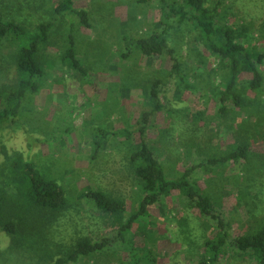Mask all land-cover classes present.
<instances>
[{
    "label": "rangeland",
    "instance_id": "rangeland-1",
    "mask_svg": "<svg viewBox=\"0 0 264 264\" xmlns=\"http://www.w3.org/2000/svg\"><path fill=\"white\" fill-rule=\"evenodd\" d=\"M59 1L0 0L3 20L29 33L39 23L52 24L40 53L45 74L38 91L23 99L15 121L0 126V185L12 187L6 166L21 156L56 179L67 200L48 219L45 212H36L44 218L30 220L20 234L0 229V264H53L84 237L109 239L110 245L66 264H129L118 229L87 192L101 190L123 200L125 220L136 210L141 190L129 156L142 126L143 139L171 178L225 155L232 145L248 144V160L202 165L189 178L209 194L231 237L264 226V82L258 90H248L242 107L231 99L225 102L223 113L217 90L224 86L225 69L190 22L176 15L161 24L159 0H74V11L57 13ZM205 3L216 10V20L244 25L246 46L264 51V0ZM80 9L88 13V27L75 14ZM162 27L173 54L157 59L141 54L135 39ZM70 29L87 77L75 74L62 60ZM24 40L15 34L0 40V86L16 82L13 54ZM175 60L187 74L186 83L171 69ZM213 227L182 193L173 192L148 208L127 238L138 249L140 264H198L205 255L204 243L216 231ZM215 264L256 262L229 245Z\"/></svg>",
    "mask_w": 264,
    "mask_h": 264
},
{
    "label": "trees",
    "instance_id": "trees-1",
    "mask_svg": "<svg viewBox=\"0 0 264 264\" xmlns=\"http://www.w3.org/2000/svg\"><path fill=\"white\" fill-rule=\"evenodd\" d=\"M160 1V22L166 24L172 16L180 21L190 22L198 30L199 36L210 53L218 57V63L226 71L222 78L223 87H219L218 101L220 111L225 112L223 105L232 100L235 107H242L248 90L256 91L264 82V51L257 46H246L247 28L235 23H224L216 20V10L210 9L205 0H182L173 3ZM57 13L74 11V0H60L55 8ZM80 23L89 26V17L85 9L75 11ZM162 24V25H163ZM51 23H39L32 33L13 21L3 20L0 14V40L10 34L19 35L25 39L13 54L17 70V80L14 85L0 86V126L8 121H15L19 115L21 104L27 94L36 93L41 79L45 74L40 62L41 50L48 43ZM165 28L156 29L149 34L135 39L136 48L146 57L160 58L164 54H173L168 46ZM24 36V37H23ZM264 42V41H263ZM128 53V52H127ZM63 62L80 77H87V69L77 56L75 38L70 29L67 37V47L62 54ZM181 64L175 60L172 71L177 74L180 82L186 83L187 74L181 71ZM156 83L151 86V93L156 96ZM160 108V104H156ZM147 113L142 114L141 121L147 119ZM141 136L129 156V162L136 175L140 195L136 210L128 214L125 202L114 198L101 190L87 192L96 208L111 219V225L118 229V235L123 239L130 258L129 264H140L139 251L127 238L133 223L148 214V208L170 196L173 192L182 195L193 204L200 213L208 216L215 233L205 243V255L198 264H215L219 261L230 245L239 252L251 256L256 264H264V226L252 233H240L231 237L228 233L225 219L216 211V207L207 192L196 181L189 178L190 173L199 166L210 164H225L229 161L250 158L249 145L246 143L230 146V150L222 156L211 157L197 165L187 168L178 177H168L162 163L155 156L143 139L144 126L139 128ZM122 134L129 137L130 133L123 130ZM7 176L12 187L5 182L0 185V229L16 235L27 229L30 220L46 219L62 211L67 205L65 189L56 179L45 175L32 161H24L16 156L14 164L6 166ZM13 175V177H12ZM36 212L45 214L36 215ZM110 245L109 239L102 241L81 238L72 250L63 257L57 258L53 264H66L83 256L100 253Z\"/></svg>",
    "mask_w": 264,
    "mask_h": 264
}]
</instances>
